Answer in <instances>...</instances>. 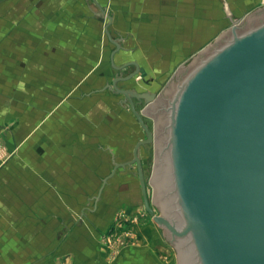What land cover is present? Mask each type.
<instances>
[{
	"label": "rangeland",
	"instance_id": "1",
	"mask_svg": "<svg viewBox=\"0 0 264 264\" xmlns=\"http://www.w3.org/2000/svg\"><path fill=\"white\" fill-rule=\"evenodd\" d=\"M107 1L98 5L95 0H0V166L21 155L24 160L37 158L34 165L44 170L47 164L41 158L51 144L49 125L64 120L74 126L80 123L83 134H89L93 142L64 146L55 139L59 143L55 150L60 155L63 151L78 155L82 170L96 171L98 179L102 174L104 185L117 177L124 188L118 201L134 205L132 210L128 206L116 210L111 225L102 231V244L111 251L108 257L152 229L177 264L178 250L144 205L133 150L148 136L120 89L134 93L130 95L134 108L153 135L151 141L138 146L137 155L143 177L148 179L149 205L155 215H161L152 203L149 182L154 165V119L142 110L180 65L188 66L221 32L264 8V0H231L239 6L231 19L213 20L215 33L207 38L199 33L195 43L184 33L186 45L179 52L169 47L171 36H165L162 44L161 36L139 33L136 20L115 18L111 10L117 5ZM190 21L184 19L183 25ZM151 55L156 56L153 62ZM164 61L169 67L161 66ZM142 94L152 99L147 101ZM49 107L55 108L54 114ZM54 167L55 171L60 168Z\"/></svg>",
	"mask_w": 264,
	"mask_h": 264
},
{
	"label": "water",
	"instance_id": "2",
	"mask_svg": "<svg viewBox=\"0 0 264 264\" xmlns=\"http://www.w3.org/2000/svg\"><path fill=\"white\" fill-rule=\"evenodd\" d=\"M145 208L178 250L177 264H264V8L179 66L142 110L154 119ZM147 101L151 95L142 94Z\"/></svg>",
	"mask_w": 264,
	"mask_h": 264
},
{
	"label": "crops",
	"instance_id": "3",
	"mask_svg": "<svg viewBox=\"0 0 264 264\" xmlns=\"http://www.w3.org/2000/svg\"><path fill=\"white\" fill-rule=\"evenodd\" d=\"M104 1L95 0L98 5ZM107 2L117 5L115 8L112 4L111 10L115 18L136 20L142 35L161 36L162 44L165 36H171L169 47L174 46L176 52L186 45L184 33L193 38V43L198 41L199 33L207 38L215 33L213 20L231 19L239 9L231 0ZM184 19L191 20L190 24L184 26ZM131 41L133 44L134 38ZM154 59L156 56L151 55L150 60ZM161 66L169 67V63L164 61ZM48 111L54 114L55 108L49 107ZM62 123L48 127L52 134L48 153L41 158L47 164L44 170L34 165L37 158L24 160L21 155H14L0 166V264H173L172 251L152 229L108 257L111 251L102 244V231L109 228L116 210L127 206L132 210L130 206L134 205L118 201L124 188L117 177L104 185L102 174L98 179L96 171L82 170L78 155L64 151L60 155L55 150L59 145L55 139L64 146H88L93 142L89 134H83L80 123ZM55 164L60 167L58 171Z\"/></svg>",
	"mask_w": 264,
	"mask_h": 264
}]
</instances>
